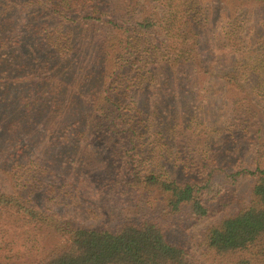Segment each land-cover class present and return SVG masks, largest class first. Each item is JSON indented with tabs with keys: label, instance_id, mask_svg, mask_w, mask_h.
<instances>
[{
	"label": "rangeland",
	"instance_id": "rangeland-1",
	"mask_svg": "<svg viewBox=\"0 0 264 264\" xmlns=\"http://www.w3.org/2000/svg\"><path fill=\"white\" fill-rule=\"evenodd\" d=\"M197 5L202 60L216 72L233 70L242 88L220 89L211 74L189 64L177 69L178 36L145 44L148 52L158 48L149 64L137 51L144 44L133 40L138 34L131 22L105 41L101 25L57 30L47 15L10 14L14 37L0 58L34 66L22 68L12 86L8 72L0 73V193L36 206L43 220L16 207L0 213V264H40L67 246L66 228L115 231L144 221L184 248L191 264L251 257L218 256L206 247V236L251 200L252 176L231 181L222 172L253 168V150L264 141V38L242 33L244 20L258 22L263 12L248 5L230 14L225 0ZM126 42L128 50L118 54ZM133 168L179 182L213 172L207 214L195 216L188 207L170 212L165 194L133 181Z\"/></svg>",
	"mask_w": 264,
	"mask_h": 264
},
{
	"label": "trees",
	"instance_id": "trees-1",
	"mask_svg": "<svg viewBox=\"0 0 264 264\" xmlns=\"http://www.w3.org/2000/svg\"><path fill=\"white\" fill-rule=\"evenodd\" d=\"M56 0L48 8L44 7V0H1L0 3V30H4L0 37V50L14 37L15 27L10 14L22 11L31 16L47 15L48 19L56 22L55 29L82 27L98 29L105 28L103 39L117 38L119 30L125 23H132L133 29L138 34L133 40H141L143 48L137 46L138 53L147 56L146 61L153 64L158 51L157 45L152 50L146 51L145 44L154 43L161 37H179L178 54L172 63L180 70L182 65L189 64L196 71H205L214 77V83L221 87L228 85L242 88L241 79L232 70L230 72H216L202 60L205 53L199 48L202 45L200 33L203 27V15L197 4L204 0ZM195 1V5L191 2ZM200 2V3H199ZM230 14H238L239 10L252 5L256 10L262 11L261 20H244V39H263L259 32H264V0H225ZM191 5V6H190ZM39 6V7H38ZM39 11V12H38ZM120 13V14H118ZM259 15V14H258ZM39 18V17H38ZM58 21V22H57ZM33 25V24H28ZM38 26V25H37ZM40 26H48L44 23ZM113 27L118 32L112 30ZM104 30V29H103ZM129 32V31H128ZM147 32V33H145ZM144 34V35H143ZM130 39L126 35V39ZM232 41L236 40L231 37ZM164 41H167L164 40ZM18 49V43H14ZM21 47V46H20ZM129 42L122 46L125 53ZM33 56L31 47L23 48ZM18 51V50H17ZM6 60V59H5ZM0 58V73L8 72L7 85L19 82L21 69H29L34 64L23 65L14 62L4 63ZM3 62V64H1ZM117 64V69L118 67ZM211 66V65H210ZM37 68L42 70L45 67ZM182 72V71H181ZM36 72H29L32 75ZM34 76L40 77V74ZM225 80V83L222 81ZM30 90V88L28 89ZM26 101H28L27 92ZM17 99V98H16ZM253 150V168L240 169L234 172L223 171L224 178L231 181L242 175L254 178L249 204L236 214L231 215L218 224L212 226L206 236V247L216 255L225 257L240 252L251 254L250 258H243L237 264L264 263V141L257 144ZM132 179L136 184L155 189L166 195V204L170 212H178L184 207L195 216H205L207 207L205 196L213 190L212 180L214 173L207 172L204 178L194 181L179 182L169 179L161 173L141 172L133 168ZM16 207V212L22 213L37 222L43 220L41 212L36 206H27L18 198L0 193V213ZM69 240L67 246L52 254L40 264H191L186 250L168 241L164 232L153 222L144 221L139 224H125L119 230H99L90 228H66Z\"/></svg>",
	"mask_w": 264,
	"mask_h": 264
}]
</instances>
